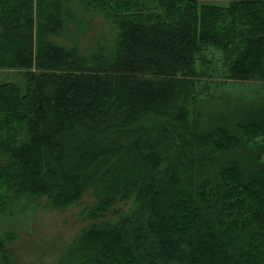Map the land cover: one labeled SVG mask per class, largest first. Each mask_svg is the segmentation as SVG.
Masks as SVG:
<instances>
[{
    "label": "trees",
    "instance_id": "obj_1",
    "mask_svg": "<svg viewBox=\"0 0 264 264\" xmlns=\"http://www.w3.org/2000/svg\"><path fill=\"white\" fill-rule=\"evenodd\" d=\"M78 1L111 45L55 41L64 0H0V68L25 80L0 84V212L91 189L58 264H264V105L198 103L216 79L264 84V0Z\"/></svg>",
    "mask_w": 264,
    "mask_h": 264
},
{
    "label": "rangeland",
    "instance_id": "obj_2",
    "mask_svg": "<svg viewBox=\"0 0 264 264\" xmlns=\"http://www.w3.org/2000/svg\"><path fill=\"white\" fill-rule=\"evenodd\" d=\"M64 7L73 13L74 19L68 23L66 31L53 37L55 41L65 45L73 42L84 53L112 44L114 27L105 20L103 12H91L78 0H64ZM220 54L219 50L212 49L208 57L216 63V66L213 65L211 60V65L222 72L225 66L222 60H217ZM7 82L16 84L21 90L25 87V80L18 70L0 68V84ZM198 99H201L198 103L206 100L204 106L212 108L215 115L227 109L233 111L234 107L241 105L263 106L264 84L249 81L222 83L216 79L211 83L208 93H202ZM94 199L91 189L84 193L80 203L66 206H55L45 195L12 198L7 209L0 212V233L4 237L6 232L13 235L9 240L8 235L5 237L10 264H58L67 244L89 222L82 211ZM114 207L124 213L131 207V199L122 200ZM109 217L115 216L109 212Z\"/></svg>",
    "mask_w": 264,
    "mask_h": 264
}]
</instances>
